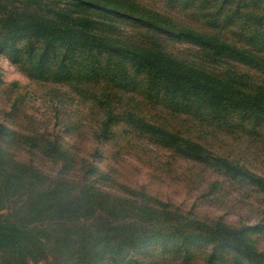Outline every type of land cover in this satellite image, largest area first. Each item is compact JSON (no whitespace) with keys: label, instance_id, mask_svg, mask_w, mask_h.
<instances>
[{"label":"trees","instance_id":"1","mask_svg":"<svg viewBox=\"0 0 264 264\" xmlns=\"http://www.w3.org/2000/svg\"><path fill=\"white\" fill-rule=\"evenodd\" d=\"M165 36L198 50L177 60ZM22 42L29 80L61 112L15 113L5 137L23 157L0 146L3 264H118L126 248L189 241L211 248L170 251L176 264H264L239 221L202 219L153 185L159 173L217 198L237 188L226 203L264 241V0H0V49ZM100 149L103 168L86 169ZM132 161L149 181L128 182Z\"/></svg>","mask_w":264,"mask_h":264},{"label":"rangeland","instance_id":"2","mask_svg":"<svg viewBox=\"0 0 264 264\" xmlns=\"http://www.w3.org/2000/svg\"><path fill=\"white\" fill-rule=\"evenodd\" d=\"M122 27H124V30L127 31L134 28L133 26ZM165 39L169 41V46L163 51L177 60L184 58V56H182L184 51L190 54L192 50H198L197 47L188 42L170 40L166 36ZM20 45L12 51L7 48L0 49V125L4 127V129H1L0 127V139H3L0 140V146H3V148L1 147L3 151L13 154L16 158L23 157L22 150H15L16 146L14 147L12 144L8 143L9 139L5 137L9 135L8 131L9 129H12V126L14 125L13 122H17L12 119L13 116L15 119V113L20 112V115L26 116L27 119H30L32 122H34L33 119H37L39 122L45 115H47V117H53L55 113L59 114V112H61L60 106L52 105L49 107L48 105L47 107L45 100L47 101L48 98H44L43 93L39 90L44 87L42 85L40 87L39 84L29 80L26 70L27 66L24 62L26 53L25 50L23 52L21 51V47L24 48L23 42ZM56 77L57 76L54 75L51 78ZM107 83H109V85L112 84V82ZM49 103L51 104V101ZM69 114L72 117L73 111ZM30 120L28 121L31 122ZM39 124H41V122ZM52 130L55 134L62 135L65 141L69 140L70 136L66 132V128L63 124H57ZM84 146L87 147L88 145L84 144ZM86 150H88V148ZM105 158V152H103V149H100L98 155H94V157L87 159L88 162L84 164V167L87 169L89 166V169L91 170L94 168H103ZM126 170L129 183L134 184L149 181L151 170L143 168L138 164V162L132 161L127 165ZM156 175L158 179L153 185L156 190H160L158 193L160 198L171 200L175 205H178L185 211H196L202 219L208 218L209 220H215L220 217V220L227 222V224L228 222L233 223L239 221L236 223V226L243 227V237L251 241L256 240L258 250L264 252L263 234L257 235L256 233L250 232L253 229L261 228V222L255 219L256 217H249L237 209H231L232 203H226L227 200L235 201L240 198L242 194L237 190V188H235L234 191H225L223 195H220L219 198H217L214 196H207L205 194V189L201 188L200 185L193 183L189 184L187 182L185 184H177L173 183V176L169 175L167 179L163 174L156 173ZM74 184L80 185L81 182L77 181ZM70 186L71 185L63 186L62 189L66 191ZM232 186L234 188L233 184ZM22 193L18 192L17 196H19L23 201L27 198L24 196V193ZM61 196H65V193H62ZM16 197H14V195H12V197H8L7 200L4 199L5 201H2V204H5L6 206L10 205L12 209L15 205H19L22 202L14 201V198ZM34 197L38 198L39 196L35 194ZM6 213L5 209L0 210L2 218ZM210 248L211 247L207 243H201L200 241L196 243L189 241L187 243H183L182 245L178 242L149 243L134 250L126 248L115 254L113 257H116L118 264H141L138 260L143 258H150L149 260H151V258H157L158 261L162 259H171L168 264H176L179 260L169 256V254H171L170 251L180 252L184 250H191L193 253L197 254L201 251L208 252ZM1 256H3V254L0 251V264H3Z\"/></svg>","mask_w":264,"mask_h":264}]
</instances>
